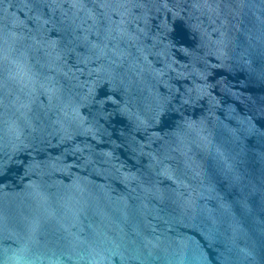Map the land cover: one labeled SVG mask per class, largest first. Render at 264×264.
<instances>
[{"label":"water","instance_id":"water-1","mask_svg":"<svg viewBox=\"0 0 264 264\" xmlns=\"http://www.w3.org/2000/svg\"><path fill=\"white\" fill-rule=\"evenodd\" d=\"M0 264H264V0H0Z\"/></svg>","mask_w":264,"mask_h":264}]
</instances>
